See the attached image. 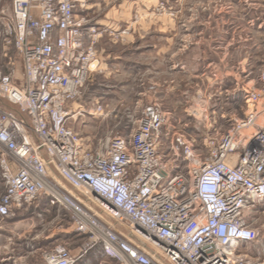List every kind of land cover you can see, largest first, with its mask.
Listing matches in <instances>:
<instances>
[{
  "label": "built area",
  "instance_id": "1",
  "mask_svg": "<svg viewBox=\"0 0 264 264\" xmlns=\"http://www.w3.org/2000/svg\"><path fill=\"white\" fill-rule=\"evenodd\" d=\"M90 2L12 0L2 24V41L20 56L23 74L10 61L0 66V102L13 108L0 103V224L43 196L68 216L67 233L83 239L77 255L58 244L43 252L42 264H77L95 248L115 264H251L239 247L261 233L264 70L246 91L244 117L209 138L206 156L175 135L164 161L165 121L155 106L142 110L128 137L90 149L69 122L108 116L95 97L71 108L101 72L97 45L108 30L91 25Z\"/></svg>",
  "mask_w": 264,
  "mask_h": 264
},
{
  "label": "rangeland",
  "instance_id": "2",
  "mask_svg": "<svg viewBox=\"0 0 264 264\" xmlns=\"http://www.w3.org/2000/svg\"><path fill=\"white\" fill-rule=\"evenodd\" d=\"M11 2L0 0V66L5 67L10 61L21 79V58L2 41V24L10 14ZM141 3L142 0H91L85 15L91 25L108 30L99 39L97 50L101 40L108 49L105 43L110 39V49L123 52L130 63L137 64L134 76L129 74L130 80H140L143 87L126 89L116 105H102L105 113L110 112L105 118L85 115L69 122L84 145L95 149L115 135L128 137L142 110L155 106L165 121L160 147L164 161L171 158L169 143L175 135L190 139L197 153L206 156L209 138H218L230 128L234 118L244 117L246 91L259 85L258 77L264 70V0H155L146 9ZM171 29L178 39L173 48L180 50L179 56L173 58L155 52L161 47L170 49L166 39H170ZM234 35L236 50L230 45L235 43ZM202 51L205 55L198 56ZM89 91L85 88L83 101L92 98ZM139 92L144 93L141 99ZM54 211H36V217L45 221L38 229L40 238L33 239V232L25 233L19 241L16 238L18 244L36 246L40 245L41 236L47 238L57 233L53 245L48 243L35 254L23 246L12 252L5 250V239L0 238V260L9 259L0 264H13L18 257H28L26 262L31 264L42 258L43 252L63 244L64 236L71 237L74 233H67L72 230L68 216L64 211ZM17 214L10 221L29 223L28 212ZM259 219L262 221L264 216ZM239 251L249 253L250 247H239ZM84 260L79 264H86ZM89 264L101 262L97 257Z\"/></svg>",
  "mask_w": 264,
  "mask_h": 264
},
{
  "label": "crops",
  "instance_id": "3",
  "mask_svg": "<svg viewBox=\"0 0 264 264\" xmlns=\"http://www.w3.org/2000/svg\"><path fill=\"white\" fill-rule=\"evenodd\" d=\"M133 2V1H132ZM152 2H155V0H142L141 7L147 8L148 5ZM151 6V4H150ZM149 6V7H150ZM260 25V24H259ZM106 27V26H105ZM260 27V26H259ZM198 36V35H197ZM170 39H166L167 41H170V49H163L162 47L155 52L160 55H170L171 58L178 57L180 50L173 48V45H175V42L177 39V33L173 32V29H171L170 35H168ZM189 37V35H187ZM106 40V39H105ZM203 40V39H202ZM231 40V39H230ZM232 40L235 41L234 45L235 50L237 49V40L236 35H234V38ZM231 40V41H232ZM104 41V40H103ZM105 43V46H109V48H105L104 42H102L98 47V56H99V69L101 70L100 73H93L90 76V79L86 85V88H89L90 95L92 97L97 98L98 102L101 105L105 106H113L119 103L120 101V94L126 89L133 90L141 89L144 84H141L140 80L137 82H134L135 79L131 78L130 75L134 76V68L137 65L136 63L132 64L126 59V55L123 52H117L116 50L110 49L111 40L107 39ZM110 44V45H109ZM241 45V42H239ZM196 46V45H192ZM186 51H189V49H186ZM185 51V52H186ZM184 52V50L182 51ZM205 52L202 51V53L198 54V56H204ZM178 67V65L176 66ZM133 68V69H132ZM130 74V75H129ZM156 89V87H153ZM139 99L140 97H144L143 92H139ZM84 99L81 98L78 102L71 104V108L73 111L77 110L78 108H83V101ZM139 103V101H137ZM4 107H6L8 104L6 102H0ZM137 103V105H139ZM6 104V106L4 105ZM9 106V105H8ZM9 109H13L11 106ZM110 114V112H107ZM262 208V209H261ZM46 209H51L52 211L56 210L55 208H51L47 205L46 199L41 196L38 201L33 204L32 206L21 210L18 212V214H23L28 212L26 216H29V223L28 224H19L18 221H10V219L5 220V225H0V238L5 239L4 248L7 251L8 249H11V251L20 250V248L23 246L21 244H18L17 242L20 240L21 237L24 236L25 233H36V235L33 237V239L40 238V234L38 233V229L43 225L45 222L44 219L41 220L40 218H37L35 215L36 211H45ZM261 209V211H260ZM55 212V211H54ZM17 214V215H18ZM264 216V205L260 206L256 212V227L260 230V237L256 242H253L250 245V252L249 257L251 264H264V219L261 221L259 217ZM43 216V215H42ZM40 220H37V219ZM45 218V217H44ZM57 220V216L54 218V221ZM18 222V223H17ZM42 223V224H40ZM20 231H23L21 235H18ZM42 234V233H41ZM57 233H53L47 238H43L41 236V239L39 240L40 245L33 244H26V246H23L24 249L30 250V254H35L36 252H40L43 248L42 246L51 243L53 245V237L56 236ZM16 238L18 241H16ZM43 239V240H42ZM64 239V245L70 250V252L73 255H77L79 251V246L82 242V237L73 234L71 237H63ZM16 241V243H15ZM41 241V242H40ZM50 245V246H51ZM97 257L100 259L101 264H107V263H114L112 260L101 256V252L99 248L93 249L83 260L86 264L91 263V261H94L97 259ZM9 259H1L0 263L6 262ZM28 260V257H18L16 261H13V264H29L26 262ZM83 260L79 261L77 264L83 262ZM43 259L41 257L38 258V260L32 262L31 264H42ZM115 264V263H114Z\"/></svg>",
  "mask_w": 264,
  "mask_h": 264
},
{
  "label": "water",
  "instance_id": "4",
  "mask_svg": "<svg viewBox=\"0 0 264 264\" xmlns=\"http://www.w3.org/2000/svg\"><path fill=\"white\" fill-rule=\"evenodd\" d=\"M44 158L47 160L46 156L44 155ZM51 171L53 172V174L58 177L76 196L80 197L81 199L85 200L84 196L77 190L73 189L70 185H68L57 173V171L55 170V168L52 165H49ZM111 223H113V221L111 219H108Z\"/></svg>",
  "mask_w": 264,
  "mask_h": 264
}]
</instances>
